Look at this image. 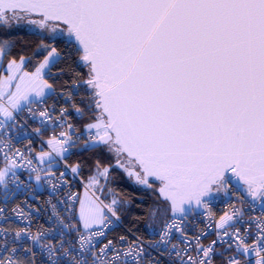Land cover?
<instances>
[{"label": "snow or ice", "instance_id": "6c2138e0", "mask_svg": "<svg viewBox=\"0 0 264 264\" xmlns=\"http://www.w3.org/2000/svg\"><path fill=\"white\" fill-rule=\"evenodd\" d=\"M120 175L147 239L108 238ZM44 186L55 228L0 225V264H264V0H0V196Z\"/></svg>", "mask_w": 264, "mask_h": 264}, {"label": "built area", "instance_id": "2783aa9c", "mask_svg": "<svg viewBox=\"0 0 264 264\" xmlns=\"http://www.w3.org/2000/svg\"><path fill=\"white\" fill-rule=\"evenodd\" d=\"M35 126H37V124L33 123L31 127L26 128L24 131H21L20 129H15L12 131V143L16 148L23 150L27 145L28 140L32 139L33 146L37 149V151L39 150L41 141L35 137V134L32 132V127ZM49 135H51V130L46 133L45 139H47V136ZM10 188H13L15 191L14 186L10 185ZM85 190L87 191V189L84 187V184L77 180L75 182L73 191L78 192L81 194V196H83ZM50 200L51 203H56V201L50 197L47 186L38 188L35 192L24 190L16 191L15 196L8 199L7 202H5L2 196H0V207L5 208V212L8 216L7 221H5L3 218H0V225L10 228L27 227L33 234L46 231L50 228H55L54 209L49 203ZM13 209H16V211L14 212ZM21 210H23V213H27L28 215H23ZM211 210L216 214L215 218L218 219L221 215L230 213L232 209L229 206L226 198L219 197L213 201ZM195 223H197L198 227L203 228L206 220L201 216ZM120 226H122L121 223L117 224L114 229ZM112 232L113 231L109 233L108 238L118 241L119 236L111 237ZM152 235L153 234L149 233L146 237H141L147 239ZM135 238L136 237H128V240L132 241ZM205 242L207 243L208 241L206 240Z\"/></svg>", "mask_w": 264, "mask_h": 264}, {"label": "trees", "instance_id": "16d2710c", "mask_svg": "<svg viewBox=\"0 0 264 264\" xmlns=\"http://www.w3.org/2000/svg\"><path fill=\"white\" fill-rule=\"evenodd\" d=\"M35 37L25 32H21L16 37V44L18 51L21 48H28L33 46ZM87 158V155L83 157ZM81 157L73 156L72 160L75 161ZM88 169H84L83 181L87 182ZM114 188L119 193L120 198L125 202L126 207L122 213V226L115 228L111 233V237L125 235L129 238L137 236L146 237L149 233L154 234L146 229V224L149 219L150 210L154 205V197L147 194L136 186L132 185L129 179L120 175L114 181ZM158 230V228H156Z\"/></svg>", "mask_w": 264, "mask_h": 264}, {"label": "rangeland", "instance_id": "374dc122", "mask_svg": "<svg viewBox=\"0 0 264 264\" xmlns=\"http://www.w3.org/2000/svg\"><path fill=\"white\" fill-rule=\"evenodd\" d=\"M30 31V30H29ZM131 182V181H130ZM84 183H87L86 181H84ZM132 183V182H131ZM132 185H134L133 183H132ZM135 186V185H134ZM87 191H89V190H87ZM86 190L84 191V194L87 192ZM83 194V195H84ZM150 223V215H149V219H148V222H147V224H146V229L147 230H149L150 232H153V230L152 229H149L147 226H148V224ZM154 228H158L157 226H153Z\"/></svg>", "mask_w": 264, "mask_h": 264}]
</instances>
